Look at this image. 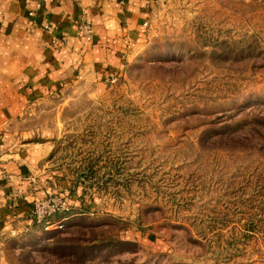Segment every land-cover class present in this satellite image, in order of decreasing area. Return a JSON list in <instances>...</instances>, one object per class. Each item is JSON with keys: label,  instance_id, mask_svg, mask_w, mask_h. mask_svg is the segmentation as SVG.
<instances>
[{"label": "rangeland", "instance_id": "obj_1", "mask_svg": "<svg viewBox=\"0 0 264 264\" xmlns=\"http://www.w3.org/2000/svg\"><path fill=\"white\" fill-rule=\"evenodd\" d=\"M145 22L118 74L88 57L2 124L0 264H264V0H155Z\"/></svg>", "mask_w": 264, "mask_h": 264}, {"label": "crops", "instance_id": "obj_2", "mask_svg": "<svg viewBox=\"0 0 264 264\" xmlns=\"http://www.w3.org/2000/svg\"><path fill=\"white\" fill-rule=\"evenodd\" d=\"M154 1L0 0V130L27 98L41 95L51 82H63L88 57L97 70L118 74L125 59L124 34L145 30L144 18ZM83 10L94 24L90 43L76 34ZM46 24L63 38L61 49L50 47ZM51 147L50 142L26 145L38 158Z\"/></svg>", "mask_w": 264, "mask_h": 264}, {"label": "built area", "instance_id": "obj_3", "mask_svg": "<svg viewBox=\"0 0 264 264\" xmlns=\"http://www.w3.org/2000/svg\"><path fill=\"white\" fill-rule=\"evenodd\" d=\"M33 14V12L31 13ZM45 30L51 35L52 41L56 45H61L62 40L55 34V29L49 24L44 25ZM77 36L92 41L94 37V24L87 10H83L80 22L77 28ZM114 79L113 81H115ZM71 210V205L64 197H50L36 201L32 210L34 219L42 223L56 213H65ZM60 228L62 224L58 225Z\"/></svg>", "mask_w": 264, "mask_h": 264}, {"label": "trees", "instance_id": "obj_4", "mask_svg": "<svg viewBox=\"0 0 264 264\" xmlns=\"http://www.w3.org/2000/svg\"><path fill=\"white\" fill-rule=\"evenodd\" d=\"M51 222H52V219H51V217H49L48 219H46V220H45L44 222H42L41 224L44 225V226L47 228L48 225L52 224ZM63 226H64V225H63ZM57 232H60V231H55L54 233H57ZM121 242H124V241L121 240Z\"/></svg>", "mask_w": 264, "mask_h": 264}]
</instances>
